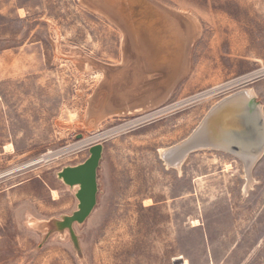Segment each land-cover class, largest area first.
I'll return each instance as SVG.
<instances>
[{
  "label": "rangeland",
  "instance_id": "374dc122",
  "mask_svg": "<svg viewBox=\"0 0 264 264\" xmlns=\"http://www.w3.org/2000/svg\"><path fill=\"white\" fill-rule=\"evenodd\" d=\"M152 1L191 41L171 80L87 0H0V264H264V150L160 154L235 92L264 119V0ZM95 143L96 203L65 226L58 172Z\"/></svg>",
  "mask_w": 264,
  "mask_h": 264
},
{
  "label": "water",
  "instance_id": "95a60500",
  "mask_svg": "<svg viewBox=\"0 0 264 264\" xmlns=\"http://www.w3.org/2000/svg\"><path fill=\"white\" fill-rule=\"evenodd\" d=\"M95 10L107 15L119 24L127 41L137 45L141 53L147 56V61L156 67V72L162 79L171 80L179 72L183 55L187 53L190 46L188 31L172 14L162 9L152 0H87ZM139 50V51H140ZM152 65V66H153ZM241 90L225 97L219 104L211 108L207 113L210 118L229 105L232 100L238 98L243 102L249 120L257 124L256 145L262 146L264 142V124L260 108L250 104V97H241L244 93ZM244 100V101H243ZM206 116V117H207ZM209 121V120H208ZM213 140L220 146L232 151L247 152L243 143L236 141L227 132L220 133L218 126L212 127ZM189 137L180 145L167 149L176 153L173 157L178 161L188 147L192 144ZM199 147L190 148L189 151ZM89 157L80 164L66 166L58 172V177L69 186L77 185L75 196L78 200V208L72 216L66 218L64 225L70 226L72 222H82L92 211L96 203L97 182L96 169L102 153V145L95 143L89 148ZM166 153V154H167ZM178 155V156H176ZM176 157V158H175Z\"/></svg>",
  "mask_w": 264,
  "mask_h": 264
},
{
  "label": "bare ground",
  "instance_id": "6f19581e",
  "mask_svg": "<svg viewBox=\"0 0 264 264\" xmlns=\"http://www.w3.org/2000/svg\"><path fill=\"white\" fill-rule=\"evenodd\" d=\"M243 93L244 94L241 97L251 96V93L246 90L243 91ZM219 102L214 104L212 108L215 107L217 104H219ZM206 116L207 114L204 116L203 120L200 122L197 128H195L193 133L189 136L188 141L192 140L194 144L188 147L187 149L188 152L190 148L192 149L194 147L222 150L230 154H233L234 156L239 158L244 163L245 169L247 170L246 168V164H247L250 170L254 162L262 154L264 150V142L260 147V149H258L259 147L255 143L258 127L254 120L251 121L249 120V117H247L246 109L243 106L242 100L236 98L232 100L231 103H229V105L225 106L223 109L215 113L211 118H210L211 115H208L207 117ZM262 120L264 124L263 116H262ZM209 125L210 126L212 125V127H214V125L218 126L217 129L219 130L220 133H223V131L227 132L230 136H232L234 140L243 143L248 151L242 152L239 150V152H236L220 146L215 140L212 139L214 138L212 134L213 132L209 128ZM5 148H7L6 150L13 149L10 145L8 147L5 146ZM167 152L166 150L160 151V154L164 158L166 165L167 166L173 165L177 168L182 164L181 162L182 159L188 153L185 152L178 161H172L174 160L173 157L175 156L176 153L174 154L173 152L172 153L170 152V154H168ZM227 167H229V164H227ZM192 223L193 225H196L199 222L197 219H193Z\"/></svg>",
  "mask_w": 264,
  "mask_h": 264
}]
</instances>
